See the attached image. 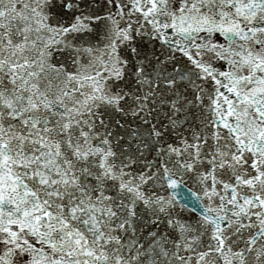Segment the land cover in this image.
<instances>
[{
    "label": "snow or ice",
    "instance_id": "6c2138e0",
    "mask_svg": "<svg viewBox=\"0 0 264 264\" xmlns=\"http://www.w3.org/2000/svg\"><path fill=\"white\" fill-rule=\"evenodd\" d=\"M0 264H264V0H0Z\"/></svg>",
    "mask_w": 264,
    "mask_h": 264
}]
</instances>
